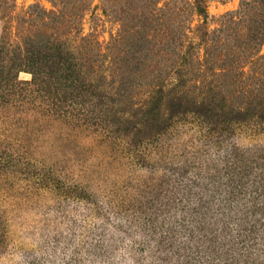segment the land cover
Returning a JSON list of instances; mask_svg holds the SVG:
<instances>
[{
    "label": "rangeland",
    "instance_id": "374dc122",
    "mask_svg": "<svg viewBox=\"0 0 264 264\" xmlns=\"http://www.w3.org/2000/svg\"><path fill=\"white\" fill-rule=\"evenodd\" d=\"M201 4L207 22L198 14L197 0H0V35L17 26L30 42L61 39L90 83L84 90L96 111L109 110V119L126 117L108 134L103 120L91 127L55 118L15 123L13 110H0V154L7 163L0 164V264L68 261L90 206L66 192L76 180L87 182L98 201L112 199L123 221L152 199V183L173 170L188 176L214 172L229 156L264 164V121L228 125L220 117L192 113L171 118L163 105L148 124L139 125L145 104L161 89L187 92L184 104L193 94L210 91L226 97L231 107L257 104L264 90V44L256 39L264 30V0ZM205 32L198 51L202 60L187 65L186 77L201 83L159 88L171 83L179 51ZM19 77L33 75L23 70ZM101 133L117 138L107 140ZM104 214L90 216L88 226ZM127 244L125 237L123 250ZM130 260L127 255L121 262Z\"/></svg>",
    "mask_w": 264,
    "mask_h": 264
},
{
    "label": "trees",
    "instance_id": "16d2710c",
    "mask_svg": "<svg viewBox=\"0 0 264 264\" xmlns=\"http://www.w3.org/2000/svg\"><path fill=\"white\" fill-rule=\"evenodd\" d=\"M202 1L197 0V11L207 22ZM207 36L201 34L200 41L192 40L179 51L171 83L159 88H189L201 83L186 78L187 65L201 62L198 51ZM256 39L264 44V30ZM23 70L32 73L31 80L20 79ZM89 85L76 56L64 48L61 39L30 42L17 26L6 27L0 35V110H13V122L55 118L71 126L91 127L90 123L103 120L107 122L105 132L116 133L113 127L126 117L121 114L109 119V110L97 112L84 90ZM187 94L183 90L157 91L145 104L139 125L148 124L163 105L171 109V118L192 113L199 118L217 116L228 125L264 121V90L257 95L254 107H231L226 97L211 91L193 94L184 104ZM27 132L25 129L23 134ZM108 134H104L107 140H116ZM161 134L157 131L158 141ZM2 146L0 141V151ZM4 156L0 154V164L6 163ZM230 157L214 172L208 169L188 176L186 171L173 170L167 179L155 180L152 199L139 205L124 222L112 199L100 202L87 182L70 183L66 192L90 206L85 224H79L80 232L75 235L80 241L65 264H122L127 255L131 260L125 264H264V164L254 157L246 162ZM100 211L106 212V218L88 226L89 217L100 215ZM120 232L125 235L121 237ZM125 237L129 244L123 250Z\"/></svg>",
    "mask_w": 264,
    "mask_h": 264
}]
</instances>
